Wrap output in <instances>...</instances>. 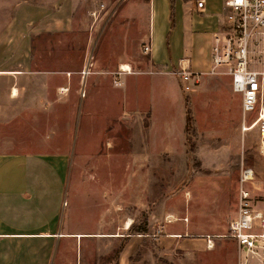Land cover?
<instances>
[{
    "label": "rangeland",
    "instance_id": "374dc122",
    "mask_svg": "<svg viewBox=\"0 0 264 264\" xmlns=\"http://www.w3.org/2000/svg\"><path fill=\"white\" fill-rule=\"evenodd\" d=\"M67 1V26L32 35L31 57L38 61L31 68L42 73L21 80L15 97L11 79L0 77V157L64 153L78 182L88 173L98 182L101 169L106 184L121 183L123 225L129 218L132 224L123 238L76 240L74 264H117L120 245L134 234L146 237L128 264H240L235 240L225 235L241 185L255 198L262 195L264 156L258 130H242L240 96L229 75L197 72L184 91L168 72L174 67L150 62L142 50L150 0ZM203 38L194 40L197 50H208ZM196 54L194 44L191 59ZM121 63L130 72H119ZM246 167L253 176L241 184ZM181 223L190 226L189 239L204 236L212 247L192 243L186 254L175 241L162 255L156 239ZM75 226L98 231L101 225L90 218ZM68 251L57 264H72Z\"/></svg>",
    "mask_w": 264,
    "mask_h": 264
},
{
    "label": "crops",
    "instance_id": "0c3cea01",
    "mask_svg": "<svg viewBox=\"0 0 264 264\" xmlns=\"http://www.w3.org/2000/svg\"><path fill=\"white\" fill-rule=\"evenodd\" d=\"M180 1L175 0L171 10L170 0H150L149 60L156 67L184 64L196 73H206L210 67L211 37L225 12L222 0H206L207 11L202 16L187 10ZM67 7V0H0V77L11 79L10 97H15L11 95L12 88L18 94L21 80L42 73L31 68L38 61L31 57L32 35L67 26L64 11ZM199 36H204L208 50L204 47L197 50L194 40ZM194 44L196 61L190 57ZM111 85L119 86L113 82ZM69 161L68 155L59 152H19L0 157V264H57V259L65 255V250L68 253V249L74 264L76 240L124 237L123 231L128 228L123 227L121 183L106 184L101 178L105 171L101 169H97L98 182L95 176L91 179L90 173L85 182H78L70 177ZM90 218L101 225L100 230H77L76 222ZM189 233L190 226L181 223L178 230L159 236L156 240L161 254H168L172 249L167 244L175 241L186 254L192 243L200 247L212 243L204 236L189 239ZM126 236L117 264H128L132 250L146 237Z\"/></svg>",
    "mask_w": 264,
    "mask_h": 264
},
{
    "label": "built area",
    "instance_id": "2783aa9c",
    "mask_svg": "<svg viewBox=\"0 0 264 264\" xmlns=\"http://www.w3.org/2000/svg\"><path fill=\"white\" fill-rule=\"evenodd\" d=\"M182 3L196 15L202 16L207 11L206 0H182ZM222 4L225 12L211 37L208 72L229 75L232 92L240 96L242 130H258L259 152L264 156V0H222ZM142 50L148 54L150 44H145ZM168 72L178 77L184 91L190 89L198 75L181 64ZM87 74L83 68L81 79ZM252 176L253 170L244 168L241 184ZM237 199V210L229 220L225 237L236 241L240 264H264V187L261 197L255 198L241 185Z\"/></svg>",
    "mask_w": 264,
    "mask_h": 264
},
{
    "label": "bare ground",
    "instance_id": "6f19581e",
    "mask_svg": "<svg viewBox=\"0 0 264 264\" xmlns=\"http://www.w3.org/2000/svg\"><path fill=\"white\" fill-rule=\"evenodd\" d=\"M182 65H184V64H182ZM89 66H90V63L88 62H86V64H85V66H84V74H86L87 72H88V69H89ZM119 70L121 71V72H124V73H126V72H130V66H129V64H127V63H121L120 65H119ZM84 79V78H83ZM82 79V80H83ZM11 95L12 96H16L17 95V91H16V89L15 88H12V90H11ZM263 146H264V143H263ZM170 220V219H169ZM131 223H132V220L129 218L125 223H124V225H123V227L125 228V229H127V228H129L130 227V225H131ZM102 235H108V234H102ZM119 235V234H118ZM79 237L81 236V235H78ZM114 236V235H113ZM210 238V237H209ZM209 247L211 248V241H209Z\"/></svg>",
    "mask_w": 264,
    "mask_h": 264
},
{
    "label": "trees",
    "instance_id": "16d2710c",
    "mask_svg": "<svg viewBox=\"0 0 264 264\" xmlns=\"http://www.w3.org/2000/svg\"><path fill=\"white\" fill-rule=\"evenodd\" d=\"M173 5H174V0H170V6H171V10H173ZM171 22L173 23V11H171ZM121 246L122 245H120V247L119 248H121ZM119 250V249H118ZM118 254V253H117ZM161 262H164V263H166L167 261H165V260H161Z\"/></svg>",
    "mask_w": 264,
    "mask_h": 264
}]
</instances>
